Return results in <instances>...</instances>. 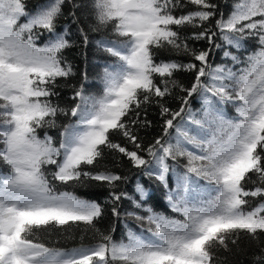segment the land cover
Instances as JSON below:
<instances>
[{
	"label": "snow or ice",
	"instance_id": "snow-or-ice-1",
	"mask_svg": "<svg viewBox=\"0 0 264 264\" xmlns=\"http://www.w3.org/2000/svg\"><path fill=\"white\" fill-rule=\"evenodd\" d=\"M225 3L0 0V264H264V0Z\"/></svg>",
	"mask_w": 264,
	"mask_h": 264
},
{
	"label": "trees",
	"instance_id": "trees-1",
	"mask_svg": "<svg viewBox=\"0 0 264 264\" xmlns=\"http://www.w3.org/2000/svg\"><path fill=\"white\" fill-rule=\"evenodd\" d=\"M218 2L221 3L222 6L227 11L228 4L225 3V0H218ZM228 2L230 3V0H228ZM64 24H65V21L62 19L59 22L58 27L62 29ZM67 27H68L67 39L70 41L72 46L65 50L64 55L68 63L72 66L73 72L75 73V75L71 77L70 80L74 81L80 77L81 73L87 72L89 76V80L92 83V85L94 87H98V85L95 84V77H96L97 72L99 71V66H98L99 62L103 60V53L96 50L94 40L99 39L100 34L99 33H89L90 43L85 48L81 40L79 39L78 33L76 32V25L68 23ZM210 61L212 63L221 62V54L219 52L215 53L213 56L210 57ZM60 91H61L62 96H64L65 94H70L68 89H61ZM192 106L194 108H198L199 102L193 100ZM229 114H234L231 109H229ZM137 178L138 177L135 174L130 175L129 182L126 185L129 191L132 190V187L135 184ZM139 180L149 190L150 194L153 195V199L155 201H158L159 204L162 206L159 210L165 211L166 205L164 203V197H163L162 190L158 192H154L153 190L155 189V184L151 183L149 180H147L143 176H140ZM76 192L78 195L86 194V190L84 189H77ZM87 193L91 195L92 198H96L98 196L99 202L103 203L104 196L106 195V189L94 188V189L87 190ZM105 224H106V219L105 221H102L99 226L104 227ZM115 235L117 236V238H119L120 236L119 228L117 229V232L115 233ZM64 246L71 247L72 242L68 241ZM245 264H247L246 260H245Z\"/></svg>",
	"mask_w": 264,
	"mask_h": 264
}]
</instances>
